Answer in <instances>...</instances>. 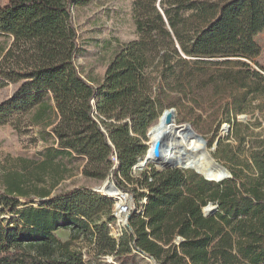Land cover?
<instances>
[{
  "label": "trees",
  "instance_id": "obj_1",
  "mask_svg": "<svg viewBox=\"0 0 264 264\" xmlns=\"http://www.w3.org/2000/svg\"><path fill=\"white\" fill-rule=\"evenodd\" d=\"M89 1L9 0L0 6V35L13 37L9 46L0 45V87L19 83L15 96L0 103V124L14 113H32V122L49 128L57 142L42 160L24 159L21 169L4 176L0 211L15 216L0 219V264H90L75 247L78 240L123 264L130 263L119 256L124 242L159 264H264V144L249 161L219 140L216 155L231 164L232 176L218 182L193 169L133 168L145 155L142 139L150 141V126L167 108L182 112L189 101L202 104L207 80L216 87L227 80L229 112L246 110L245 77L235 82L232 70H214L205 78L202 60L189 58L200 34L234 0H137L139 37L116 50L98 84L75 60L80 44L72 7ZM58 156L83 157L85 176L104 180L112 172L119 187L131 184L146 198L129 218L130 231L111 234L114 200L91 188L51 195L68 172ZM18 197L40 200L6 210ZM209 203L216 209L205 215ZM62 229L70 230L69 239L58 235Z\"/></svg>",
  "mask_w": 264,
  "mask_h": 264
},
{
  "label": "rangeland",
  "instance_id": "obj_2",
  "mask_svg": "<svg viewBox=\"0 0 264 264\" xmlns=\"http://www.w3.org/2000/svg\"><path fill=\"white\" fill-rule=\"evenodd\" d=\"M8 1L0 0V6ZM136 1L90 0L86 4L72 7L80 44V51L75 60L82 74L95 84L102 81L107 65L116 50L123 43L139 37L135 24ZM12 38L0 35V45L9 46ZM194 55L189 58L202 60L205 78H209L208 75L214 70H220L224 74L231 73L232 70L236 75L233 78L235 82L241 77L246 78V88L250 92L246 110L242 113L229 112L227 102L232 101L231 85L224 79L216 81L221 87H216L212 80H207L206 89L201 91L200 95L202 104L196 105L189 101V107L182 109V112L174 107L177 109V124L191 123L193 128L206 138L208 149L212 150L214 158L231 171V164L216 155L219 144L217 147L215 144L218 139L223 145H230L228 152L231 148L237 152L239 159L249 161L252 159L253 151L264 144V0H234L222 18L197 38ZM239 70L241 73H236ZM255 71L261 76L254 77L250 74ZM18 87L19 83L15 82L0 87V103L14 97ZM240 116L245 118L239 119ZM32 118V113L17 112L9 116L5 123L0 124L1 193L5 189L4 181L7 178L4 176L8 170L21 169L25 165L24 159L42 160L49 146H57L55 137L48 133L49 128L44 129L42 124H34ZM158 122L159 119L151 126ZM160 129L161 133L163 120ZM156 136L157 129L152 131L149 139L152 140ZM151 146L147 145L146 152ZM57 159L66 166L68 172L51 195L73 188H94L102 185L105 180L90 178L83 174V157L58 156ZM150 165L161 169L154 162L148 163L145 168ZM112 181L118 186L113 178ZM119 188L132 195L133 207L137 212L141 211L145 197L136 195L131 184ZM95 193L107 197L101 192ZM39 200L37 197L34 202H28L24 198H19L17 202L10 203L6 210L37 205ZM213 205L216 206L214 203ZM13 216L15 214L12 212L0 211V219L11 221ZM111 224H114V221L110 223V227L111 234L116 237L117 227L112 228ZM58 235L62 239L66 238L70 236V230L62 229ZM74 245L84 253L90 264H123L121 259L115 258L113 254H97L93 248L94 244L87 240H78ZM119 256L130 261L126 264H153L138 249L127 246L125 242L119 247Z\"/></svg>",
  "mask_w": 264,
  "mask_h": 264
},
{
  "label": "water",
  "instance_id": "obj_3",
  "mask_svg": "<svg viewBox=\"0 0 264 264\" xmlns=\"http://www.w3.org/2000/svg\"><path fill=\"white\" fill-rule=\"evenodd\" d=\"M174 114L175 118L177 117V109L174 108V107H171V108H167L163 111V113L160 115L159 117V122L157 124H155L154 126H151L147 132V136H149L152 131H154L155 129H157V126L161 123L162 120H166V121H169V118L167 117L168 114ZM245 116H240L239 119H244ZM181 131H191L194 138L197 139V140H201L203 141L204 145H205V152L207 154V156L209 158H211L213 160V166L214 168L220 170V176L219 177H210L209 175H207L206 173H202L200 170L196 169L193 165H191V163H188V162H191L192 160L189 158V155L191 154L187 148L180 142H177L176 144V149L175 147H171V146H168L167 144V140L169 139V137H171L168 133L165 134L164 138L160 139L157 144L154 145L153 148H149L146 152V154L144 156H141L139 157L137 163L134 165V170L137 171V170H140V169H143L147 166L148 163H153V161L150 159V157L152 155H156L157 157H161L162 154H161V145L164 146L165 150L169 151L170 153H176V155L172 156L171 159L169 160H166V162L161 165V169H167V168H181V169H188V168H191V169H194L197 173H199L200 175H202L205 179L207 180H210V181H222L228 177H231L232 176V173L231 171L222 163H220L219 161H217L214 156L212 155V150H209L208 149V142L206 140V138L198 133L192 126L191 123H181V124H175L174 127H173V133H176L177 136L176 138H180L179 136V132ZM173 137V136H172ZM178 140V139H177ZM143 141V144L145 145H148L149 144L147 142H145L144 139H142ZM219 144V139L216 141V144L215 146L217 147V145ZM191 151V150H190ZM206 172H209V171H206ZM103 183H111L114 187L116 188H119L114 181H112V172L111 174H109L105 180L103 181ZM106 184V185H107ZM101 185L97 186V187H94V188H91L93 191L95 192H100L98 190V188L100 187ZM111 199L114 200V204L115 202L117 201L116 198H113V197H110ZM129 207L131 208V212L129 214H127V217H126V226L130 227L129 225V218L131 216V214L135 211H137L136 208L133 207V204L132 203H128ZM216 209V206H214L212 203H209L203 210L204 214L205 215H209L211 213H213ZM139 252L146 256V257H149V258H152L153 260H155L156 264H159V262L156 260V258L150 254H148L146 251L144 250H139Z\"/></svg>",
  "mask_w": 264,
  "mask_h": 264
},
{
  "label": "bare ground",
  "instance_id": "obj_4",
  "mask_svg": "<svg viewBox=\"0 0 264 264\" xmlns=\"http://www.w3.org/2000/svg\"><path fill=\"white\" fill-rule=\"evenodd\" d=\"M167 117L169 118V121L163 120V130L160 133V135L153 140L151 148H153L154 145L157 144V142L160 139L164 138L165 134L168 133L171 136L167 140L168 146H171V147L174 146L176 149L177 142L182 143L187 148V150L191 153L189 155V158L192 161L188 162V163H191V165H193L196 169L200 170L202 173H206L210 177H219L220 176V170L214 168L213 160L211 158H209L205 152V145H204L203 141L197 140L198 141L197 142V141L193 140L194 136H193L191 131H188V133L186 131H181L178 133L180 138H178V137L176 138L177 134L173 133V127L175 124H177L178 120H176L174 114H172V113L168 114ZM151 141L152 140L147 141L149 146L151 144ZM161 154H162L161 157H157L156 155H152L150 157V159L154 163H156L158 166L163 165L166 162V160H169V159H171L172 156L176 155V153H170L168 150L166 151L163 145H161ZM206 171H209V172H206ZM106 184L107 183H103L98 188V190L102 194H104L108 197L116 198L117 201H120V199L125 201V197L127 198L126 201L128 203H129V201H132V199H131L132 197L131 196L127 197L124 190L114 187L111 183H108L107 185ZM119 217H120L121 222L126 221V215L125 214H122ZM146 258L151 260L153 262V264H156L155 260H153L152 258H149V257H146Z\"/></svg>",
  "mask_w": 264,
  "mask_h": 264
},
{
  "label": "built area",
  "instance_id": "obj_5",
  "mask_svg": "<svg viewBox=\"0 0 264 264\" xmlns=\"http://www.w3.org/2000/svg\"><path fill=\"white\" fill-rule=\"evenodd\" d=\"M125 194L128 196H131V194H129L128 192H125ZM126 197H125V201L121 200L120 201H116V203L114 204V207L112 209V214L115 218L114 224H111L112 228L117 227V233H116V237H121L123 234L124 230L130 231V228L126 226V221L125 222H121L120 221V215L125 214L127 217V214H129L131 212V208L129 207V205L127 204L128 202L126 201ZM132 201H129V203L133 204V197L131 198ZM144 202H146V198L144 200Z\"/></svg>",
  "mask_w": 264,
  "mask_h": 264
},
{
  "label": "crops",
  "instance_id": "obj_6",
  "mask_svg": "<svg viewBox=\"0 0 264 264\" xmlns=\"http://www.w3.org/2000/svg\"><path fill=\"white\" fill-rule=\"evenodd\" d=\"M64 231H68V230H66V229H63ZM60 231V230H59ZM59 231H58V234H59ZM67 239H69V236L68 237H66V238H64L63 237V240H67Z\"/></svg>",
  "mask_w": 264,
  "mask_h": 264
}]
</instances>
